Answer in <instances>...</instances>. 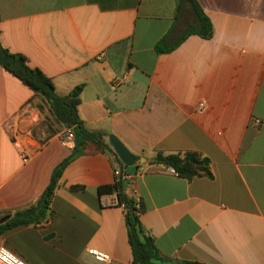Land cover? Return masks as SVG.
I'll list each match as a JSON object with an SVG mask.
<instances>
[{"label":"crops","instance_id":"obj_1","mask_svg":"<svg viewBox=\"0 0 264 264\" xmlns=\"http://www.w3.org/2000/svg\"><path fill=\"white\" fill-rule=\"evenodd\" d=\"M197 1L211 36L190 33L168 51L154 45L195 21L188 1L177 12V0H0V41L59 93L82 83L79 116L135 155L123 191L143 208L140 220L166 258L264 264V0ZM37 100L0 64V222L38 198L73 148L59 132L45 142L32 134L43 116ZM30 101L16 123L29 150L23 160L6 125ZM186 149L209 158L211 175L151 162L157 150ZM114 162L93 147L74 155L51 216L10 227L0 241L29 264H129L125 208L108 202L115 192H98L113 182Z\"/></svg>","mask_w":264,"mask_h":264},{"label":"trees","instance_id":"obj_2","mask_svg":"<svg viewBox=\"0 0 264 264\" xmlns=\"http://www.w3.org/2000/svg\"><path fill=\"white\" fill-rule=\"evenodd\" d=\"M185 1H188L191 5L196 17L195 21L188 23L172 41L169 40L167 35H163L154 45L157 52L173 49L190 33H197L203 37L211 36L213 32L212 23L197 0H177V12ZM0 64L27 85L33 91L34 97L38 98L36 106L43 112V116L32 128V134L35 137L41 142H45L49 137L65 127L71 128L74 136L71 153L53 167L49 181L38 198L26 206L15 209L8 218L0 222L1 234L10 227L21 224H37L51 216L50 200L58 178L66 163L77 153L93 147L95 150L112 154L122 170H125V164L113 149L108 133L104 130L89 129L79 116L78 104L80 102L79 93L83 86L82 83L74 85L66 93H59L55 89L51 76L47 75L39 67L30 65L23 53L9 50L2 45L1 41ZM151 162H159L170 166L178 175L185 177L201 173L211 175L209 158L194 149L175 152L157 150ZM124 185L123 178H114L112 183L99 185L98 192H115L117 202L123 204L125 208L124 218L127 239L131 248L129 264H160L167 261H176L181 264H206L198 260H172L166 258L156 245L153 236L140 220V213L143 208L132 195L124 193ZM79 187V185L71 186L73 189Z\"/></svg>","mask_w":264,"mask_h":264},{"label":"built area","instance_id":"obj_3","mask_svg":"<svg viewBox=\"0 0 264 264\" xmlns=\"http://www.w3.org/2000/svg\"><path fill=\"white\" fill-rule=\"evenodd\" d=\"M30 103L32 104V101L26 102L23 105H21V109L19 112H16V114L12 115L7 119V130L11 134L13 141L15 142L17 146V150L19 155L23 160H26L29 155V150L28 146L25 144V142L22 140L20 137L21 130L18 129L16 123L23 117L24 114V108L29 107ZM31 107V106H30ZM36 119V117H34ZM253 121L257 124L259 123V119L255 118ZM26 132L28 135L30 134V130H27ZM59 136L63 140V142H70L73 143V132L71 128L65 127L59 131ZM172 171H174L173 168H171ZM113 175L114 178H124L129 175L125 170H122L118 164L117 161L113 163ZM110 203H116L117 202V197L111 198L108 200ZM88 252L91 253L95 259L99 261H111V256L109 253L102 251L100 249H96L93 247L88 248ZM0 264H29L26 260H24L22 257L17 255L12 249L4 245L0 241Z\"/></svg>","mask_w":264,"mask_h":264},{"label":"water","instance_id":"obj_4","mask_svg":"<svg viewBox=\"0 0 264 264\" xmlns=\"http://www.w3.org/2000/svg\"><path fill=\"white\" fill-rule=\"evenodd\" d=\"M109 141L118 154L122 162L125 164V171L127 173H134L137 169L135 163V155L126 147V145L113 133L109 134Z\"/></svg>","mask_w":264,"mask_h":264}]
</instances>
